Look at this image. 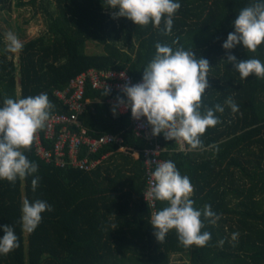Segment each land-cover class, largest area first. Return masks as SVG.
<instances>
[{"label":"trees","instance_id":"obj_1","mask_svg":"<svg viewBox=\"0 0 264 264\" xmlns=\"http://www.w3.org/2000/svg\"><path fill=\"white\" fill-rule=\"evenodd\" d=\"M29 2L36 5L38 0ZM52 2L56 11L49 14L48 30L23 43L18 61L16 53L5 50L0 34V107L5 98L46 93L54 105L50 116L66 113L56 90L67 88L82 72L126 70L133 79H142L157 43L174 51L192 50L210 64L201 111L222 105L224 112L215 113L220 123L207 128L200 137L203 146L194 150L186 142L185 150L180 149L177 140H166L163 133L159 138L168 148L163 157L189 177L194 207L202 210L210 205L220 219L211 224L201 217L205 225L201 231L211 233L204 247L183 246L175 229L164 241L156 239L153 211L144 200V158L119 151L123 145L142 152L147 143L136 136L129 115L113 113L108 99L122 95H105V90L89 84L87 106L79 116L82 126L92 136L120 135L123 143L91 153V158L108 156L92 171L45 162L34 142L24 150L38 170L15 183L0 179V238L3 227L11 226L19 240L18 248L0 254V264H171L175 254L188 255V264H264V78L253 74L241 79L227 62L230 51L237 60L256 58L264 63V42L255 52L242 44L232 50L222 47L235 30L239 12L264 0H175L181 7L168 35L163 20L155 27L151 22L140 26L124 17L113 18L117 9L110 8L107 0ZM0 9L10 10L11 0H0ZM90 43L102 50L88 53ZM229 97L239 106L238 112L225 103ZM44 142L49 148L53 144ZM37 176L33 191L31 182ZM25 198L30 203L46 201L52 209L41 214L31 233L22 228ZM167 206V201L157 200L156 211Z\"/></svg>","mask_w":264,"mask_h":264},{"label":"clouds","instance_id":"obj_2","mask_svg":"<svg viewBox=\"0 0 264 264\" xmlns=\"http://www.w3.org/2000/svg\"><path fill=\"white\" fill-rule=\"evenodd\" d=\"M107 3L110 8L117 9L112 13L113 18L124 17L135 25L146 26L151 22L159 27L163 20L166 35L171 34L173 16L181 7L175 0H107ZM233 23L235 30L228 34L222 47L232 50L242 44L255 52L264 42V3L243 8ZM6 40L7 52L22 50L23 44L14 33H6ZM155 47L156 55L143 70L142 82L125 83L122 91L127 102L122 98H118V102L125 108L130 107L134 119L146 118L153 136L163 133L166 140L186 142L193 150L202 147L200 137L207 128L220 123L215 113L224 112L220 104L201 111L202 96L209 88V61L197 58L192 50L182 47L175 51L159 43ZM227 62L239 72L241 79L253 74L264 78V63L259 59L237 60L229 51ZM107 93L105 88V95ZM225 103L233 113L239 111V106L231 97ZM53 108L46 93L20 99L5 98L0 107V179L15 183L17 178L24 179L37 172L38 165L27 158L24 150H30L36 134L45 128ZM113 112L115 114V109ZM39 179L37 176L32 180L33 191ZM153 179L150 194L159 201L168 202L167 207L152 216L151 225L156 239L164 241L168 232L175 229L183 246H206L211 233L201 231L205 226L201 217L211 224H215L220 217L210 205H205L202 210L194 207V201L190 199L194 189L189 177L182 176L172 161H165L158 164ZM46 210H52L46 201L30 203L25 198L21 217L23 230L33 232ZM3 232L0 254L7 255L19 247V240L11 226H4ZM237 235L234 233L232 238L236 239Z\"/></svg>","mask_w":264,"mask_h":264},{"label":"built area","instance_id":"obj_3","mask_svg":"<svg viewBox=\"0 0 264 264\" xmlns=\"http://www.w3.org/2000/svg\"><path fill=\"white\" fill-rule=\"evenodd\" d=\"M139 82H142V79H133L126 70L90 68L82 72L71 80L67 88L56 90V95L67 106L68 112L52 114L46 122L43 132L39 131L36 134L34 143L37 154L47 163H53L59 167L72 166L85 171H92L106 156L91 158L90 154L100 151L106 145L122 144L123 137L110 133L100 136H92L87 133V129L82 126L79 119L80 114L87 106L86 88L90 84L95 89L105 90L107 88L110 93L122 95L108 99V103L119 114L129 115L136 136L144 140L147 147L140 152L122 145L119 151L135 153L138 157L142 154L147 180L144 200L150 205L154 214L157 212V199L150 194V189L154 184L153 173L159 163L169 161L162 155L168 148L161 143L159 136L152 135L151 126L147 123L146 118L134 119L130 107L125 108L118 102V98L127 102V97L122 91L125 83L136 84ZM44 139L53 141L50 148L45 144ZM178 143L180 149L185 150L184 142L178 141ZM83 151L85 153L81 157Z\"/></svg>","mask_w":264,"mask_h":264},{"label":"rangeland","instance_id":"obj_4","mask_svg":"<svg viewBox=\"0 0 264 264\" xmlns=\"http://www.w3.org/2000/svg\"><path fill=\"white\" fill-rule=\"evenodd\" d=\"M23 1L26 5H19ZM30 0H11V9H0V34L4 37L7 45L6 33H14L21 43L39 37L48 30L51 13L55 14L56 6L52 0H38L36 5ZM102 49L96 43H90L86 51L88 53L100 52ZM18 53L16 60L18 61ZM189 256L175 254L171 264H188Z\"/></svg>","mask_w":264,"mask_h":264},{"label":"crops","instance_id":"obj_5","mask_svg":"<svg viewBox=\"0 0 264 264\" xmlns=\"http://www.w3.org/2000/svg\"><path fill=\"white\" fill-rule=\"evenodd\" d=\"M113 109H115V108L112 107V111H113ZM113 113H114V112H113ZM118 114H119L118 111L115 109V115H118ZM132 155H133L135 158H138V155H137V154L133 153ZM105 156H106V155H105ZM103 157H104V156H103ZM103 157H102V158H103ZM107 157H108V156H106L98 166H101V165L104 163V160H106ZM98 166H97V167H98ZM97 167H96V168H97ZM96 168H94V169H96ZM94 169H93V170H94Z\"/></svg>","mask_w":264,"mask_h":264}]
</instances>
